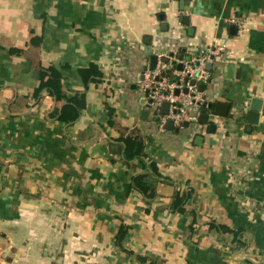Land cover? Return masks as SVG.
Listing matches in <instances>:
<instances>
[{"label":"crops","instance_id":"0c3cea01","mask_svg":"<svg viewBox=\"0 0 264 264\" xmlns=\"http://www.w3.org/2000/svg\"><path fill=\"white\" fill-rule=\"evenodd\" d=\"M233 17L243 31L231 32ZM220 42L211 81L198 86L213 106L229 105L227 116L210 115L214 129L199 115L172 130L162 114L142 117L149 47L174 54L166 66L176 75L177 63ZM91 65L103 73L98 82L81 72ZM50 66L68 96L86 95L72 125L50 116L63 102L34 97ZM254 98L263 104L252 125ZM122 134L146 138L147 161L171 180L157 182L153 200L132 188L149 170L125 160ZM188 187L185 212H172L175 192ZM151 261L264 264V0H0V264Z\"/></svg>","mask_w":264,"mask_h":264},{"label":"trees","instance_id":"16d2710c","mask_svg":"<svg viewBox=\"0 0 264 264\" xmlns=\"http://www.w3.org/2000/svg\"><path fill=\"white\" fill-rule=\"evenodd\" d=\"M41 37H33L32 42L39 44ZM14 53H20V49H12ZM179 56V55H178ZM184 56V55H183ZM86 82L94 81L98 82L103 76L102 71L96 66L91 65L88 68L81 70ZM40 75V84L35 89L34 97L38 100L44 92H47L57 102H63L62 106H56L51 112L50 116L56 118L67 125H72L81 116L82 111L86 107V95L85 93H76L75 95L68 96L62 83L63 75L54 66L42 67ZM163 75L169 77L171 81H178L177 76L173 75L171 71L167 70L163 72ZM113 121L110 123L112 124ZM124 144V158L127 161L139 159L142 161L145 168L149 170V173L139 174L133 177L132 188L139 191L146 200H153L157 197L156 184L159 180H164L171 183L168 178H163L159 173L158 167L155 162H148V155L146 152V138L138 135H121L119 137ZM163 178V179H162ZM194 196V190L188 187L184 191L177 190L171 200L170 208L172 212L184 213L186 210V204ZM213 228H216L222 233H229L233 235L232 243L236 245H244L239 239V233L228 228L226 225H220L217 223H211ZM128 227L122 226L116 234V244L119 248L124 249L123 240L126 237ZM244 243V244H243ZM141 261H147L146 257H139ZM152 264H155L151 261Z\"/></svg>","mask_w":264,"mask_h":264},{"label":"built area","instance_id":"2783aa9c","mask_svg":"<svg viewBox=\"0 0 264 264\" xmlns=\"http://www.w3.org/2000/svg\"><path fill=\"white\" fill-rule=\"evenodd\" d=\"M230 22L235 23L241 32L245 28L243 20L237 17H233ZM226 49V43L220 42L213 46H210L202 50L199 54H191L190 60L185 62V68L182 71H177L175 76H180L179 81H171L169 77L163 75V72L167 71V67L163 64H159L156 71L152 72L149 69H145L143 72L144 80L141 82V87L144 91L149 89V95L146 97V104L153 116L159 115L160 107L164 101L171 103L169 115H164L163 122L169 118H173L175 123L196 120L200 112V107L203 105L204 99L201 96V92L198 86L205 84L211 77L209 70L206 68V64L209 61H214L222 55ZM163 57L165 55H159ZM170 60L174 59V56H168ZM172 68L170 69V71ZM160 77V78H157ZM188 78V81H185ZM194 80L195 85H190V81ZM189 87L188 93H183L176 96L174 91L176 88L183 90V88ZM151 100V101H150ZM175 103H180L179 113H173V110L177 108ZM163 118V117H162Z\"/></svg>","mask_w":264,"mask_h":264},{"label":"water","instance_id":"95a60500","mask_svg":"<svg viewBox=\"0 0 264 264\" xmlns=\"http://www.w3.org/2000/svg\"><path fill=\"white\" fill-rule=\"evenodd\" d=\"M181 9H184L183 6H182ZM164 17H165L164 14H160V18L163 19ZM182 21H183V23L185 25H189V16L188 15H182ZM164 28L167 29L168 27L165 26ZM189 30H190V33H192L193 29L190 28ZM230 30L234 34L237 33V30H238L237 25L236 24H232L230 26ZM148 53H149L150 60H149V65L146 67V69H149L152 72L157 70L159 64H163L164 66H166V65H168L171 62L170 58L168 56L160 57L159 54L154 51L153 47H149ZM170 56H174V54L171 53ZM180 59L181 60L183 59V55H180ZM187 60H190V58L188 57ZM166 67H167V70L170 71L171 67L170 68H168V66H166ZM184 68H185V62L184 61H181L180 63H177L176 69L178 71H182V70H184ZM206 68L209 71H212L213 70V61L207 62ZM211 77L208 79V82L211 81ZM144 78H145L144 75H142L140 80L143 81ZM157 78H160V77H157ZM176 78H177L178 81L180 80V76L177 75ZM185 81H188V78H185ZM190 85H195V81L191 80L190 81ZM199 89L203 92L205 90V84L199 85ZM181 92L188 93L189 92V87H185V88H183V90H181L179 88H176L175 91H174L176 96H179L181 94ZM148 95H149V89L146 90V97ZM206 99H207V97L205 96L203 105L200 107V114H199V117H198L197 121L200 122V123L209 124L210 128L214 129L215 124L213 122L209 121L210 115L227 116L226 108L229 105L227 103H223V102L217 101L215 103V105L213 106V103L207 102ZM141 103L143 105L146 104V98H143L141 100ZM262 104H263V102L259 98H254L252 100L251 107H250V110H249V113H248V118H247V121L250 124L254 125V124H258L259 123V118H260V114H261ZM175 105L177 106V108H175L173 110V113H179L180 112L179 107L181 106V104L180 103H175ZM146 106H147V104H146ZM170 106H171V103L169 101H164L162 103V105L160 107L159 115L156 116V120L157 121L161 120V114L162 115H169ZM149 112H150V110H149V108L147 106V109H144L143 112H142V117L144 119H147V117L149 115ZM190 123H191V121L185 120V121L181 122L179 125H183V126L187 127V126L190 125ZM173 125H175V120L173 118H169L165 122V128H167L169 130L173 129ZM249 129H250V127H249ZM176 130H177V128H176Z\"/></svg>","mask_w":264,"mask_h":264}]
</instances>
